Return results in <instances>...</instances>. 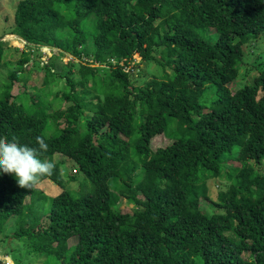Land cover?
<instances>
[{
  "label": "trees",
  "instance_id": "16d2710c",
  "mask_svg": "<svg viewBox=\"0 0 264 264\" xmlns=\"http://www.w3.org/2000/svg\"><path fill=\"white\" fill-rule=\"evenodd\" d=\"M13 21L28 49L0 85V138L51 161L39 181L62 190L0 173V233L15 217L11 240L44 264H264V61L244 50L264 0H20ZM44 46L63 66L36 87ZM151 62L160 75L136 85Z\"/></svg>",
  "mask_w": 264,
  "mask_h": 264
},
{
  "label": "rangeland",
  "instance_id": "374dc122",
  "mask_svg": "<svg viewBox=\"0 0 264 264\" xmlns=\"http://www.w3.org/2000/svg\"><path fill=\"white\" fill-rule=\"evenodd\" d=\"M19 1L20 0H0V40L5 41L7 45L2 60L4 64H1L0 66V85L9 80L10 71L17 67L18 61L22 56V52L24 50L27 51L28 49L27 43L23 39L11 33L10 30L11 26L14 23L13 20L15 16V11ZM261 36L262 37L255 43H249L244 46L245 54L248 57V61H246L248 64H246V66L257 65L260 62L264 61V34H262ZM55 54H58L57 56H60V54L56 50H53L50 47L44 46L40 49V55L38 59L40 60V65L42 68L38 69L34 67L33 62L31 61L33 65L32 72L31 69L28 70L31 73V77L29 79L30 84H33L36 87L42 85L45 76L44 65L52 61L53 58L56 63L54 69H58V67L63 66L60 62H58L59 60H56V58L53 56ZM69 58L70 56L68 57V55L62 54V59L64 62H68ZM143 64L144 65H142L140 68L136 69V85H143L145 83V80L151 78L154 74L160 75L156 63L151 62L148 64ZM246 66L241 69V73L245 71ZM138 71H140V73ZM241 75L239 77L240 79L245 76L244 73L242 76ZM22 81L15 82V85L13 87L14 94L22 93L25 90ZM51 84L53 85V91L59 88L63 89V87L67 85L64 78L56 79ZM33 91L35 90L33 89ZM64 103L66 106L69 105V102ZM55 159H64L66 164L65 170L67 172V174H65L66 179H68L70 175L76 173V164L73 160L59 153L56 154ZM221 181H216L213 178L208 180L209 195L215 200L217 199L220 190L224 187L226 188V186L223 185L224 183H222ZM77 185L78 182L75 181H70L68 183L69 188H75L77 187ZM36 186L40 188L43 193L50 196L58 195L62 190V188L58 184L54 183L50 179L39 181ZM203 201L207 202V204L209 203V200L203 199ZM27 202H30V197H28ZM121 208L124 212H131L133 210V205L125 203L121 206ZM44 218L45 217H43V220ZM15 229V217H12L4 225L3 232L0 233V262L2 264H44V260L46 258L45 255H30L29 253H26V250L24 249L25 242L23 240H11L10 234L13 233ZM73 242H75V239L71 238L70 243Z\"/></svg>",
  "mask_w": 264,
  "mask_h": 264
},
{
  "label": "clouds",
  "instance_id": "9594fccd",
  "mask_svg": "<svg viewBox=\"0 0 264 264\" xmlns=\"http://www.w3.org/2000/svg\"><path fill=\"white\" fill-rule=\"evenodd\" d=\"M36 140L39 149L47 148L43 138L37 137ZM53 167L51 161L39 158L35 148L0 138V173L12 174L19 186L31 188L50 174Z\"/></svg>",
  "mask_w": 264,
  "mask_h": 264
}]
</instances>
